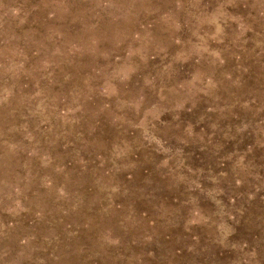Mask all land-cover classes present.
<instances>
[{"label": "rangeland", "instance_id": "obj_1", "mask_svg": "<svg viewBox=\"0 0 264 264\" xmlns=\"http://www.w3.org/2000/svg\"><path fill=\"white\" fill-rule=\"evenodd\" d=\"M0 264H264V0H0Z\"/></svg>", "mask_w": 264, "mask_h": 264}]
</instances>
